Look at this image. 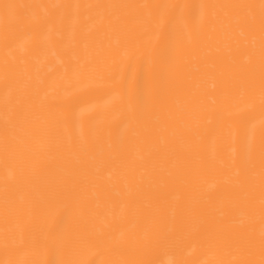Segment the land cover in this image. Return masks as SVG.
Returning a JSON list of instances; mask_svg holds the SVG:
<instances>
[{
  "label": "bare ground",
  "instance_id": "obj_1",
  "mask_svg": "<svg viewBox=\"0 0 264 264\" xmlns=\"http://www.w3.org/2000/svg\"><path fill=\"white\" fill-rule=\"evenodd\" d=\"M0 264H264V0H0Z\"/></svg>",
  "mask_w": 264,
  "mask_h": 264
}]
</instances>
